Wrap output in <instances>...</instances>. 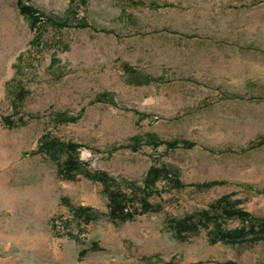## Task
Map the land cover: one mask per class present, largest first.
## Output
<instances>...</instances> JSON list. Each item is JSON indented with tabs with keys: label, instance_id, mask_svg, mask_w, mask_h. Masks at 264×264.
Segmentation results:
<instances>
[{
	"label": "rangeland",
	"instance_id": "374dc122",
	"mask_svg": "<svg viewBox=\"0 0 264 264\" xmlns=\"http://www.w3.org/2000/svg\"><path fill=\"white\" fill-rule=\"evenodd\" d=\"M18 1L0 0V264H264V240L166 225L230 195L264 218V0H23L38 25ZM53 139L122 185L167 166L185 188L160 181L161 211L117 227L100 183L39 151Z\"/></svg>",
	"mask_w": 264,
	"mask_h": 264
},
{
	"label": "trees",
	"instance_id": "16d2710c",
	"mask_svg": "<svg viewBox=\"0 0 264 264\" xmlns=\"http://www.w3.org/2000/svg\"><path fill=\"white\" fill-rule=\"evenodd\" d=\"M18 4L22 14L33 25H38L40 20L44 19L42 14L38 13L33 6L26 5L23 0H19ZM128 73L133 79L152 81L149 76H143L142 73L134 69H128ZM66 119L69 118L66 117ZM72 121L73 118L65 122ZM151 142L153 145H167L170 148H174L179 144L178 141L159 142L156 138ZM139 145L140 142L134 143L133 146L139 147ZM186 145L189 146L190 143H186ZM39 151H45L46 154L53 156L57 154L67 155L65 162L58 167L59 174L66 180H74L82 176L100 183L102 186L101 194L108 200L109 213L107 217L117 227L142 215L155 214L161 211L159 206L150 203L153 196H158L159 191L156 187L160 181H166L169 186L167 190H182L185 188L177 171L167 166H153L144 180L143 187H139L133 184L122 185L106 173L93 174L84 170L75 143H63L58 139L47 140V142L41 143ZM136 205H140V208L136 209ZM242 205L243 202L235 198V195L225 196L216 200L208 208L181 218L171 217L167 220L166 225L174 238L180 242L187 241L191 236L203 230L208 232L212 244L222 243L228 246H236L263 241L264 218L252 215ZM73 213L77 218L87 223L95 219L98 220L101 216L97 211L88 207L74 208ZM231 222H238L240 226L227 227V224Z\"/></svg>",
	"mask_w": 264,
	"mask_h": 264
}]
</instances>
